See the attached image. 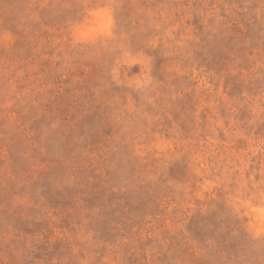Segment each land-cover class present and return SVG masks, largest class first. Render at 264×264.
<instances>
[{
    "label": "rangeland",
    "instance_id": "374dc122",
    "mask_svg": "<svg viewBox=\"0 0 264 264\" xmlns=\"http://www.w3.org/2000/svg\"><path fill=\"white\" fill-rule=\"evenodd\" d=\"M264 0H0V264H264Z\"/></svg>",
    "mask_w": 264,
    "mask_h": 264
},
{
    "label": "clouds",
    "instance_id": "9594fccd",
    "mask_svg": "<svg viewBox=\"0 0 264 264\" xmlns=\"http://www.w3.org/2000/svg\"><path fill=\"white\" fill-rule=\"evenodd\" d=\"M260 219H261V223L256 229L258 233L259 232H264V213L261 214Z\"/></svg>",
    "mask_w": 264,
    "mask_h": 264
}]
</instances>
